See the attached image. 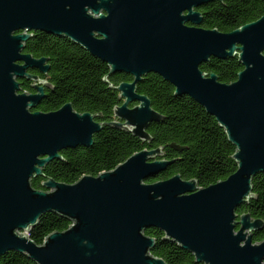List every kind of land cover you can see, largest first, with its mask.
<instances>
[{"label": "water", "instance_id": "1", "mask_svg": "<svg viewBox=\"0 0 264 264\" xmlns=\"http://www.w3.org/2000/svg\"><path fill=\"white\" fill-rule=\"evenodd\" d=\"M224 0H0V258L25 255L37 264H166L152 255L159 229L164 239L190 252L196 264H264V241L253 236L264 221L237 209L254 198L253 178L264 173V17L231 33L202 28L203 5ZM36 33L65 37L110 67L103 79L122 101L113 121L99 123L71 103L35 112L52 85L46 57L25 53ZM212 58H238L243 70L230 84L201 70ZM132 75L118 86L109 77ZM161 76L200 104L236 148L237 171L199 188L176 175L147 183L174 163L164 147L144 149L113 171L75 184L32 180L63 160L61 151L89 148L104 126L151 144L149 128L164 117L137 91L148 74ZM18 79L34 83L21 92ZM132 105H134L132 107ZM177 151L179 146L171 145ZM70 227L42 245L29 234L47 213Z\"/></svg>", "mask_w": 264, "mask_h": 264}, {"label": "trees", "instance_id": "2", "mask_svg": "<svg viewBox=\"0 0 264 264\" xmlns=\"http://www.w3.org/2000/svg\"><path fill=\"white\" fill-rule=\"evenodd\" d=\"M198 11L203 15L202 28L231 33L264 17V0L212 1ZM25 53L35 58L50 59L51 69L47 76L53 88L40 104V111H57L71 103L77 112L97 116L96 121L99 123L113 121L114 109L122 101L119 100V93L109 89L103 80L110 72L106 63L68 38L44 33L34 34L26 43ZM201 70L209 75H217L222 83L230 84L237 80L243 67L238 58H212L201 65ZM109 81L118 86L132 82L133 77L118 73L110 76ZM137 91L148 97L152 108L164 117L149 128L153 138L151 144L125 131L104 126L101 132L95 134L93 146L61 151L64 159L49 163L44 168V177L33 179L32 186L43 190L42 183L46 179L75 184L84 176L97 177L101 173L113 171L144 149L159 147H164V158L174 163L147 183L180 175L187 181L196 180L199 188H207L226 180L237 171V163L233 159L236 148L228 141L225 130L216 119L195 100L186 95L176 96L175 88L153 73L144 77ZM171 145L179 146L182 151L175 150ZM252 186L254 198L240 206L237 214H250L252 219L264 221V173L253 178ZM70 225L66 218L53 212L47 213L31 230L29 237L37 245H42L47 236L64 232ZM146 235L156 240L152 255L166 264H196L190 252L165 240L159 229L148 230ZM253 241H264V229L254 234ZM0 264L37 263L25 255L9 253L0 258Z\"/></svg>", "mask_w": 264, "mask_h": 264}, {"label": "flooded vegetation", "instance_id": "3", "mask_svg": "<svg viewBox=\"0 0 264 264\" xmlns=\"http://www.w3.org/2000/svg\"><path fill=\"white\" fill-rule=\"evenodd\" d=\"M29 73L30 74H33V75H36V76H39L42 80H45V81L49 82L48 76H45V75L40 74L38 70H30ZM18 82L21 85V92H20V94H22V93H26V94H36L37 93L36 90L33 88L34 83H32V82H30V81H28L26 79H18ZM28 86H29V89L27 88ZM49 91H50V89H48V88L45 89V97L41 100L40 104L44 101V99L46 98V95L49 93ZM40 104L37 106V108H35L34 110H32L33 113H35V112H42V111L39 110ZM133 106L134 105H132V107Z\"/></svg>", "mask_w": 264, "mask_h": 264}]
</instances>
